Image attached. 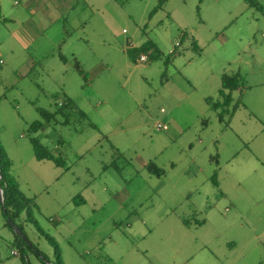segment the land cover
Wrapping results in <instances>:
<instances>
[{"label":"rangeland","instance_id":"374dc122","mask_svg":"<svg viewBox=\"0 0 264 264\" xmlns=\"http://www.w3.org/2000/svg\"><path fill=\"white\" fill-rule=\"evenodd\" d=\"M87 1L86 29L70 34L88 36L89 46L63 45L59 34L55 43L41 39L43 56L39 40L23 48L12 38L22 16L6 11L17 24L5 26L0 14V143L10 175L33 200L17 222L24 238L53 263L264 264V0H166L155 13L160 0ZM77 24L67 16L50 35ZM144 32L162 57L135 65L122 49ZM225 74L241 84L220 122L222 110L208 100L222 101ZM69 98L85 119L76 110L70 124L59 115L30 131L39 109L55 112ZM166 135L174 141L163 149ZM33 136L63 165L38 161ZM1 204L0 264H43L16 242Z\"/></svg>","mask_w":264,"mask_h":264},{"label":"crops","instance_id":"0c3cea01","mask_svg":"<svg viewBox=\"0 0 264 264\" xmlns=\"http://www.w3.org/2000/svg\"><path fill=\"white\" fill-rule=\"evenodd\" d=\"M89 5L90 4L88 3L87 0H0V14L2 15V20L4 21L5 26H7V24H10V23H14L15 25L17 24L15 19L7 18L8 15H9V17H11V15L13 13H15L16 15H13V17L14 16H18V17L22 16V19L20 20V24H19L20 26H18L15 31H11L12 38L14 40H16L19 43V45L23 48L32 46L33 44H35L36 41L39 40L38 45L36 46V47H38V50H36V51H37V53H39V55H42L44 53L43 49L45 48V44H44V42H41V39H44L47 42V44L48 43H55L56 42V36H58L59 34L63 35L60 38V40L63 42V45L65 43H67V41L72 40L71 44H73V45L75 44L76 41H78V42L84 41L85 42L84 44L89 46L90 38L88 36H80V35L71 36V34H70V31H72L71 29H73V31L86 29L85 25H86V21H87L86 17L88 16V10L90 9L92 11V9H94L93 6H91V5L89 6ZM6 11L8 12V15H7ZM67 16L72 17L73 21H77L78 22L77 26L76 27H73L74 25L70 26V30H69L66 28L65 25H61L59 27V32L56 30V34L54 36H51L49 30H52L53 26H55L58 21L66 19ZM83 18H84V21L82 22ZM65 29H66V32H65ZM144 33H145L144 37H140V39L137 40V37L133 36V38L130 39L131 42L128 41V44L126 46H123L122 50L124 51L125 54L128 55V49L130 48L131 45H132V47L137 48V47L143 46L144 44H146L148 42H152L155 45V47L158 49V51L160 53H162L160 50V47L158 46V44L161 45L160 42H156V41L151 40V39L147 40L148 36L146 37V32H144ZM185 38L188 39L187 42L192 48H194V49L201 48L200 41H199V39H197L195 37V35H193V34L188 35L187 34L185 36ZM50 47H52V46H50ZM87 51H88V48H87ZM0 55H1V52H0ZM52 55H54V54H52ZM61 55H64V54H60L57 57H59L60 61L64 64V67H66V64L69 63L68 62L69 58L66 55H64V57L66 58L65 59L66 61H64L61 58ZM42 56H37L35 58H38V57L41 58ZM71 56H72L73 61L79 59L76 54H72ZM128 57H129V55H128ZM129 59H130V57H129ZM130 61L132 62L131 59H130ZM170 63H171V60L169 61V64ZM135 65H138V64H135ZM95 70L97 71V64H95L92 71L95 72ZM177 71L181 72L180 69ZM180 72H179V74H181ZM222 79H223V77H222ZM167 85H168V82H167L166 86ZM172 88H174L176 90V87H172ZM188 97H189V95L187 93L179 94L178 96L175 97V101L176 102L182 101L183 99L188 98ZM69 100H71V99L69 98ZM75 108L78 111V107L76 105H75ZM234 111H235V109H234ZM80 112H81V116L85 115L84 112L78 111V113H80ZM172 115L173 114H167L166 116L171 118ZM219 120H220V118H219ZM220 122H221V120H220ZM172 124L173 125L176 124V121L173 118H172ZM167 126H168L167 131L169 132L170 131L169 123H167ZM173 139H174V137H172L171 135H169V136L166 135L165 143H164L165 146L163 149H167L169 142L172 143V141H174ZM44 161H49V160H44ZM40 162H43V161H40ZM51 162H53V161H51ZM114 163L115 162H112L110 165H108L107 166L108 169L112 168L114 166ZM151 163L154 165L155 168H157L153 162H150V163L144 162V163H142L145 167L144 169H149V165ZM55 166L58 168L60 167L56 164H55ZM173 167H175V166L172 165V168ZM158 169H160V168H158ZM63 170H64V168H63ZM149 170L154 173V170L152 168ZM161 170L163 171L162 174L160 176H158V175L157 176L159 178L164 176L165 181H166L167 180L166 171H164L162 168H161ZM172 170L175 171V168ZM68 171H70V169ZM186 171L187 170L182 171L183 175H185ZM187 175L190 176V179L192 180V182L197 179L196 174L192 175V173L190 174V172H189V174H186L185 177ZM191 180H190V182H191ZM90 189H91L90 187L85 186L84 191H91L92 195L94 197L97 190L94 191V190H90ZM82 201H84V202H82L84 205H86L88 203L87 199L83 198ZM232 253H233V250H229L228 255L229 256L234 255V253L233 254ZM216 258L219 259L217 256H216ZM188 262H189V260H187V262H185V264H187Z\"/></svg>","mask_w":264,"mask_h":264},{"label":"trees","instance_id":"16d2710c","mask_svg":"<svg viewBox=\"0 0 264 264\" xmlns=\"http://www.w3.org/2000/svg\"><path fill=\"white\" fill-rule=\"evenodd\" d=\"M245 1L250 6L258 7L253 0H245ZM165 2L166 0H160V4L155 8L153 12L155 13L158 10H160L165 4ZM154 13H152V15ZM185 36L183 37L184 39ZM143 54H146L148 56L149 61L154 58L160 59L162 57V54L158 51V49L155 47V45L152 42H148L143 46L137 48L130 46V48L128 49V55L134 64H139L138 60ZM61 58L64 61H66L65 60L66 58L63 55H61ZM169 61L170 59L166 61V65L169 64ZM76 69L82 76L85 75V73L83 72L82 68H80L79 65H76ZM84 78L87 79V76L85 75ZM240 84H241V78L238 74L236 75L225 74L222 79V89L220 90V96L222 98V101L213 102L212 100H208V103L211 104L212 109L217 111L222 110L221 112H219V118L221 121H223L227 109H229L230 105L233 102V92L240 88ZM220 107L221 109H219ZM223 108H225V110ZM38 111L40 116L42 117V120L31 124L30 131L34 135L39 133L41 130H43L45 124L57 121V117L59 115H61L64 118L63 121L64 124H70L71 115H73V113L76 111V108L74 103L71 100L67 99L55 112H50L45 109H39ZM79 114L81 116V112ZM81 117L85 119V115ZM30 140L34 148L36 159L38 161L49 160V161H53L58 166L63 165L62 158L57 157L53 152V150L44 146L38 137L33 136L31 137ZM151 168L154 170V173L158 176H160L163 172L161 169L155 168L152 163L149 165V169ZM11 169H12V163L8 158L4 147L0 143V178H1L0 185L3 190V197H4V203L1 205L3 209V215L7 220V225L14 232L15 229L12 225L14 224L22 232V234H20V232H16V231L14 232L16 235V239H15L16 242L20 246L26 243L31 250H34L36 254L39 257H41L43 264H63L61 258H59V261H57V263L51 262L46 256H44L41 252L38 251V249L31 243L28 237L24 238V236H26L24 229L22 228V226L18 225L17 222L20 220L24 212L30 214L33 200L28 199L26 196H24L23 193L20 192L18 185L10 175Z\"/></svg>","mask_w":264,"mask_h":264},{"label":"built area","instance_id":"2783aa9c","mask_svg":"<svg viewBox=\"0 0 264 264\" xmlns=\"http://www.w3.org/2000/svg\"><path fill=\"white\" fill-rule=\"evenodd\" d=\"M138 61H139L140 64H144V63H147L149 61V58H148V56L146 54H143V55H141V57L139 58ZM161 112H164V110H162ZM156 129L159 130V131H161V130L167 131L168 130V126L159 122V123L156 124ZM12 254L15 255V256H18V252H16V251H13Z\"/></svg>","mask_w":264,"mask_h":264},{"label":"water","instance_id":"95a60500","mask_svg":"<svg viewBox=\"0 0 264 264\" xmlns=\"http://www.w3.org/2000/svg\"><path fill=\"white\" fill-rule=\"evenodd\" d=\"M0 199H1V202L3 204L4 203V197H3V190L1 188V185H0ZM12 225H13L16 232H20V234H22V232L18 229V227L16 225H14V224H12Z\"/></svg>","mask_w":264,"mask_h":264}]
</instances>
